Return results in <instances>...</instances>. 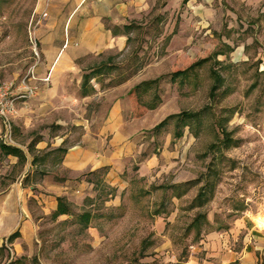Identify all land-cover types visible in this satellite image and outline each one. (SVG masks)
<instances>
[{"label":"rangeland","instance_id":"374dc122","mask_svg":"<svg viewBox=\"0 0 264 264\" xmlns=\"http://www.w3.org/2000/svg\"><path fill=\"white\" fill-rule=\"evenodd\" d=\"M50 1L0 0V84L20 81L37 62L33 41H38L36 31L44 22ZM208 8L210 12L204 16L208 24L202 28H194L197 19L182 20L180 14L186 10L183 5L171 20L170 10L159 14L161 18L154 10L145 19L135 21L127 51L114 56V66L96 73L100 90L115 88L112 93L116 95L128 88L125 80L132 81L133 87L127 93L130 107L127 103L124 109L132 126L134 147L141 149L135 159L159 154L169 140L168 149L177 148L178 163L163 176L168 181L179 173L182 177L190 173L194 176L188 183V194L180 201V216L167 227L175 241L176 257L191 242L192 234L183 236L184 228L199 211L211 218L214 215L219 222L256 214H262L256 216V223L264 219V0H214ZM172 29L179 33L170 40ZM169 45L172 49L166 51ZM204 58L185 75L172 78L175 71ZM93 61L88 58L84 64ZM214 72L222 80L211 92L217 80ZM154 78L158 79L134 88L140 81ZM48 87L50 84L45 89ZM68 90V96L58 95L49 104L54 115L66 122L61 127L43 123L49 139L65 136V146H69L82 143L84 134L98 138V127L106 119L111 100L103 95L84 100L85 89L76 83H70ZM38 92L36 97L45 96L44 89ZM182 111L199 114L181 120V137H172L179 117L167 119L157 130L152 128L167 115ZM79 122L89 127L74 124ZM36 155L46 159L37 161L33 172L29 165L6 171L1 182L7 185L13 175L21 173L17 178L22 186L34 184L28 190L27 208L21 212H26L35 224L31 250L41 264H179L173 255L159 258L153 251L156 242L146 207L153 202L154 208H171L170 202L164 205L167 198L161 190L152 196L126 195L123 204L113 209L100 205L102 201L92 205L85 198L82 205L72 206L73 216L54 219L40 195L47 186H59L66 180L59 176L61 172L55 165L61 154L50 150ZM92 178L95 174L79 175L71 190L81 179ZM134 189L140 190V185ZM201 189L203 198L195 200ZM200 201H204L202 206ZM82 212L90 213L88 226L98 229L103 237L100 243H94L91 230L79 221L77 214ZM24 250L28 251L26 245Z\"/></svg>","mask_w":264,"mask_h":264},{"label":"crops","instance_id":"0c3cea01","mask_svg":"<svg viewBox=\"0 0 264 264\" xmlns=\"http://www.w3.org/2000/svg\"><path fill=\"white\" fill-rule=\"evenodd\" d=\"M213 1H50L48 11L44 14V22L36 31L38 41H33L32 50L37 62L27 73L28 83L36 92L30 98L16 100V113L11 118L9 127L0 119V264H41L38 255H32L31 250L35 239V224L26 212H21V209L24 211L27 208L28 190L31 191L34 184L22 186L17 178L21 173L13 175L7 185L1 181L4 180L6 171L25 169L27 165L33 172L32 168L37 167L36 162L46 159L37 158L36 154H45L50 150L61 154L55 165L59 173L61 172L59 176L66 178L59 186H47L40 195L50 211L57 208L58 197H63L70 209L74 204L82 205L85 198H89L92 205L102 201L103 204L100 205L113 209L123 204L126 195L137 196L140 193L152 196L155 191L161 190L167 198L163 201L164 205L170 202L171 208L163 205L154 208L153 202L146 207V212L152 218L151 236L156 242L153 251L157 257L173 255L179 264H264V219L258 220L259 223L255 221L256 216L262 214L252 215V218L246 215L228 222H219L214 215L211 218L207 212L199 211L184 228L183 236L192 234V240L180 251L179 257H176L175 241L167 232V227L174 225L180 216V201L188 194V183L194 176L190 173L191 176L182 177L179 173L170 181L163 176V172L178 163L175 160L178 157L177 148L168 149L169 140H166L159 154H150L138 161L135 159L141 149L134 147L132 126L125 118L127 112L124 109L127 103L130 107L127 93L133 87L132 81L125 80L124 86L126 88L129 84L128 88L124 93L116 95L112 93L115 88L101 91L97 80L99 76L96 75L99 70L109 69L116 64L115 55H123L127 51L135 21L145 19L154 10L158 18H161L159 14H163V11L170 10L171 20L177 14L176 9L183 5L186 10L180 14L182 20L197 19L199 22L193 25L194 28H202L208 24L204 16L206 12H210L208 5L212 7ZM173 33L175 29L170 31V40H173L179 31ZM169 46L166 51H171L172 47ZM88 58H93L94 61L85 65L84 61ZM91 71L94 72L93 75L86 78ZM46 77L49 79L45 80ZM107 80H110V76ZM18 82L6 81L14 85ZM143 82H150V79L142 80L138 84ZM70 83H76L85 89L82 96L84 100L103 95L111 102L106 108L105 121L98 127V138H89L84 134L82 143L65 146V136L49 139V134L42 124L64 126L65 120L62 121L54 115L49 104H53V98L58 95L61 98L63 95L68 96ZM49 84L50 87L45 89ZM43 89L45 96L36 97L38 91ZM74 124L89 127V124L82 122ZM182 134L181 132L178 137L172 136L173 140ZM3 146L12 147L16 152H7ZM178 170H174V173ZM86 172L95 174L96 178L81 179L76 189L71 190L73 180ZM45 173L49 171L46 170ZM25 176L26 172L22 174L21 179ZM141 183L146 185L142 186ZM137 185H140V190L135 191L134 187ZM101 192H104L103 196ZM203 193L204 189H201L194 199L203 198ZM203 203L204 201H201L199 205L202 206ZM82 213L77 214L78 219ZM90 220V213L88 223L79 219L86 226ZM88 229L92 232L94 243L96 240V244L100 243L103 237L98 229L89 226ZM25 245L28 251L24 250Z\"/></svg>","mask_w":264,"mask_h":264},{"label":"trees","instance_id":"16d2710c","mask_svg":"<svg viewBox=\"0 0 264 264\" xmlns=\"http://www.w3.org/2000/svg\"><path fill=\"white\" fill-rule=\"evenodd\" d=\"M206 60V58L204 59H200L199 61H196L194 62L193 64H191L189 67H187L186 69L184 70H179V71H176L173 73L172 75V78L174 76H177V75H180V74H183L185 75L187 70L193 68L194 66L198 65V64H201L202 62H204ZM93 71L89 72L87 75H86V78H89L93 75ZM214 75L216 77V82L215 84L212 86L211 88V92H213L217 87H218V84L221 83V77L219 75L216 74V72H214ZM150 82H153V81H150ZM148 82V83H150ZM147 82H143V83H140L136 86H134L135 89H138L142 84H146ZM198 112L196 113H189V112H185V111H182L180 113H176V114H170L168 116H166L162 121H160L157 125H155L153 127L154 130H157L158 128L164 126V124H166L167 122V119L169 118H175V117H179L178 121H177V129L176 131H174V135L175 137H178L180 136L181 134V131H179V128H178V125L179 123L181 122L182 119H184V117L186 118H192V117H197L198 116ZM3 149H6L7 152H12V153H15L16 150L12 147H6V146H3ZM201 195V193L199 192L198 193V198H200L199 196ZM201 202V201H200ZM72 214V210L70 209V207L68 206L67 202L65 201V199L63 197H58L57 198V208L52 212L51 214V217L52 218H57L61 215H71ZM79 219L81 221H83L84 223H88V220H89V213H82L81 215H79Z\"/></svg>","mask_w":264,"mask_h":264},{"label":"built area","instance_id":"2783aa9c","mask_svg":"<svg viewBox=\"0 0 264 264\" xmlns=\"http://www.w3.org/2000/svg\"><path fill=\"white\" fill-rule=\"evenodd\" d=\"M49 78L46 77L45 80ZM35 88L28 83V75L17 85L13 83L0 84V119L9 127L11 118L16 113L15 102L20 98H30L35 94Z\"/></svg>","mask_w":264,"mask_h":264}]
</instances>
